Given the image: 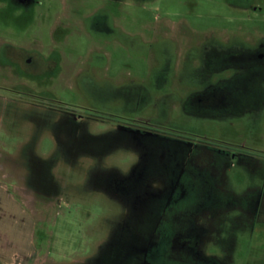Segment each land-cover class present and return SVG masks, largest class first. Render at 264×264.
I'll return each mask as SVG.
<instances>
[{"label":"rangeland","instance_id":"374dc122","mask_svg":"<svg viewBox=\"0 0 264 264\" xmlns=\"http://www.w3.org/2000/svg\"><path fill=\"white\" fill-rule=\"evenodd\" d=\"M234 1L244 0H34L29 5L0 0V152L5 153L0 176L30 211L35 203L36 264H77L97 251L123 210L112 196L111 176L115 169L129 171L142 151L139 142L107 138L86 146L99 153L82 152L80 128L60 145L52 119L45 128L36 123L46 107L55 119L61 107L85 115L96 108L117 121L139 119L195 139L199 148L238 145L255 158L248 162L264 165V107L242 117H190L181 114L174 93L183 98L193 88L196 42L264 37V0H248L260 6L249 12ZM7 44L22 49L14 60L2 55ZM28 56L36 64L49 56L53 61L35 68L25 61ZM169 60L172 73L164 72ZM167 77V90L159 91ZM87 126L96 133L116 128L92 120ZM64 147L79 155L62 156ZM29 151L59 155L54 171L60 203L59 195L50 204L35 200L24 157ZM226 171L218 198L224 207L229 205L224 193H234L244 204L251 188L264 191V168L254 172L234 158ZM230 203L223 216L235 222L244 215L243 226L228 227L234 249L223 250L231 264H264V215L253 221L247 201L243 215L236 201Z\"/></svg>","mask_w":264,"mask_h":264},{"label":"flooded vegetation","instance_id":"af4514ba","mask_svg":"<svg viewBox=\"0 0 264 264\" xmlns=\"http://www.w3.org/2000/svg\"><path fill=\"white\" fill-rule=\"evenodd\" d=\"M13 1L24 5L34 2ZM232 3L248 12L260 8L258 4L248 0ZM195 45L198 53L191 58L194 65L191 80L194 83L190 85L193 88L183 98L173 91L180 103L181 114L224 119L242 117L263 109L264 37L259 36L253 40L238 37L218 40L207 37ZM21 50L7 44L4 45L2 55L9 61L14 60L15 53ZM25 61L29 64L33 62L35 68H40L52 64L53 60L49 56L36 64L32 56H28ZM171 64L170 60L166 62L164 72L172 73ZM166 84H169L168 77L158 90H167ZM61 109L57 119V114L48 107L36 117V123L42 128L52 119L53 134L60 145L63 144L64 137L77 135L80 128V142L83 141L84 146V149H80L82 152L99 153L97 149H88L86 146L89 147L91 141L107 138L110 141H136L142 147L137 162L129 171L120 172L115 169L111 176V182L115 185L112 196L123 207L120 218L114 222L109 237L97 251L77 264L232 263V258L226 251L220 261L206 258L201 247L211 234L222 249H234L235 236L229 235V229L235 223V228L243 226V203H239V197L234 193H224L228 204L236 201L243 215L242 218L237 217L235 222L231 221L227 215L223 216L229 205L224 207L220 204L223 200L218 199L219 191L225 190L226 170L234 158L240 163L243 161V166L255 172L256 164L248 162L253 156L245 153V149L238 145L199 148L195 139L177 132L171 133L148 122L140 123L139 119L125 118L117 121L112 115L104 118L96 108L85 110L87 115L69 112L64 107ZM90 120L97 124H112L116 128L106 133H96L87 126ZM61 151L65 157L79 155L72 148L69 151L64 147ZM24 155L28 160L25 163L29 169L28 184L38 196L35 200L50 204L59 195L56 203H60L61 189L54 171L59 155L53 154L47 158L33 151ZM0 156L4 157L5 153L1 151ZM3 169L0 166V170ZM259 188L261 191L256 203L260 207L262 202L264 206V191L262 187ZM34 204L30 206L33 215ZM257 217L258 215H254L253 221ZM229 241H232L231 245L228 244Z\"/></svg>","mask_w":264,"mask_h":264},{"label":"crops","instance_id":"0c3cea01","mask_svg":"<svg viewBox=\"0 0 264 264\" xmlns=\"http://www.w3.org/2000/svg\"><path fill=\"white\" fill-rule=\"evenodd\" d=\"M261 171L264 165L255 163ZM35 218L0 176V264H36Z\"/></svg>","mask_w":264,"mask_h":264},{"label":"clouds","instance_id":"9594fccd","mask_svg":"<svg viewBox=\"0 0 264 264\" xmlns=\"http://www.w3.org/2000/svg\"><path fill=\"white\" fill-rule=\"evenodd\" d=\"M201 252L206 258L222 261L224 250L215 242V238L209 234V238L204 241Z\"/></svg>","mask_w":264,"mask_h":264},{"label":"trees","instance_id":"16d2710c","mask_svg":"<svg viewBox=\"0 0 264 264\" xmlns=\"http://www.w3.org/2000/svg\"><path fill=\"white\" fill-rule=\"evenodd\" d=\"M242 163H243V161H241V164H242ZM244 163L246 164V162H244ZM246 165H247V164H246ZM259 191H261L259 187H253V188H251L250 192L244 196V199H245L244 204H245L246 201H247V205H248L249 207H250V206H253V208H254V210H253V212H254L253 216H254V215H258V217H262V216L264 215V206H263V202H262V204H261L260 207H259V205H257V203H256V198L258 197ZM253 192H254V194L252 195ZM252 197H254L255 202H254V200H253ZM246 198H247V200H246ZM248 199H249V200H248ZM243 212H244V209H243ZM244 213H245V212H244ZM258 217H257V218H258ZM251 219H253V217H252ZM248 220H250V219H246L247 223L250 222V221H248Z\"/></svg>","mask_w":264,"mask_h":264}]
</instances>
